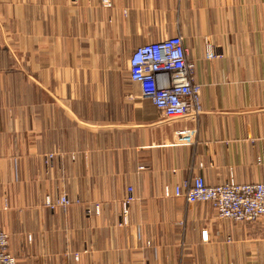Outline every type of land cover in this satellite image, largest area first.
I'll return each mask as SVG.
<instances>
[{"label":"crops","instance_id":"crops-1","mask_svg":"<svg viewBox=\"0 0 264 264\" xmlns=\"http://www.w3.org/2000/svg\"><path fill=\"white\" fill-rule=\"evenodd\" d=\"M100 2L0 0L8 251L17 264H264V217L220 219L173 194L195 176L264 183V0H111L108 13ZM173 35L195 65L202 113L195 144L153 146L159 113L129 79L128 59ZM127 187L132 249L119 225ZM62 193L79 202L45 204ZM96 203L100 214L88 216Z\"/></svg>","mask_w":264,"mask_h":264},{"label":"built area","instance_id":"built-area-1","mask_svg":"<svg viewBox=\"0 0 264 264\" xmlns=\"http://www.w3.org/2000/svg\"><path fill=\"white\" fill-rule=\"evenodd\" d=\"M102 12H109L111 0H101ZM206 42L204 57H215ZM194 63L180 35L148 42L135 48L128 59L129 79L139 85L141 96L151 100L166 126L160 138L152 136L153 146H189L196 142L199 118L202 113L200 102L201 86L194 78ZM264 82V79H263ZM159 126L154 128L156 130ZM165 188V193L168 194ZM173 194L188 203H208L218 218L235 221L256 222L264 217V183H237L230 179L217 185H208L202 177L195 176L191 183L176 185ZM72 201L64 193L45 204L53 209L66 208ZM135 198L132 187H127L121 202L119 225L127 226L126 247L136 248L139 232L129 222L130 207ZM101 207L95 204L85 209L88 216L100 214ZM205 236V235H204ZM8 234L0 230V264H17V259L8 251ZM77 258V255H75Z\"/></svg>","mask_w":264,"mask_h":264},{"label":"rangeland","instance_id":"rangeland-1","mask_svg":"<svg viewBox=\"0 0 264 264\" xmlns=\"http://www.w3.org/2000/svg\"><path fill=\"white\" fill-rule=\"evenodd\" d=\"M108 13V12H107ZM141 46V45H140ZM137 48V47H136ZM135 48H133V50H134ZM127 70H128V66H127ZM142 98V97H141ZM158 111V110H157ZM159 113V112H158ZM160 123H163V121H162V118H161V116H160V114H159V119L156 121V122H154L151 126H150V128H149V134H150V140H151V138H152V136L153 137H155V138H160L161 137V135H162V132L165 130V129H167L168 127H167V125L166 126H162V127H160L158 124H160ZM157 126H159L156 130H154V128H156Z\"/></svg>","mask_w":264,"mask_h":264}]
</instances>
